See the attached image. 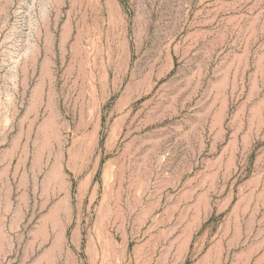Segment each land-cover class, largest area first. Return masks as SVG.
<instances>
[{
	"label": "rangeland",
	"instance_id": "374dc122",
	"mask_svg": "<svg viewBox=\"0 0 264 264\" xmlns=\"http://www.w3.org/2000/svg\"><path fill=\"white\" fill-rule=\"evenodd\" d=\"M0 264H264V0H0Z\"/></svg>",
	"mask_w": 264,
	"mask_h": 264
}]
</instances>
